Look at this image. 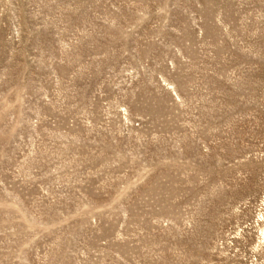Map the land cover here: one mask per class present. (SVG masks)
I'll return each mask as SVG.
<instances>
[{"label":"rangeland","instance_id":"374dc122","mask_svg":"<svg viewBox=\"0 0 264 264\" xmlns=\"http://www.w3.org/2000/svg\"><path fill=\"white\" fill-rule=\"evenodd\" d=\"M0 264H264V0H0Z\"/></svg>","mask_w":264,"mask_h":264}]
</instances>
